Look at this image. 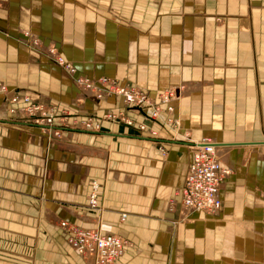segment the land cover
<instances>
[{
	"label": "crops",
	"instance_id": "1",
	"mask_svg": "<svg viewBox=\"0 0 264 264\" xmlns=\"http://www.w3.org/2000/svg\"><path fill=\"white\" fill-rule=\"evenodd\" d=\"M24 30L93 79L150 97L190 85L172 125L166 115L145 122L157 136L144 134L147 110L82 94ZM0 83L100 122L55 138L11 115L0 93V264H90L62 221L127 241L116 264H264V0H0ZM110 111L134 124L102 120ZM205 137L231 169L215 214L179 206L191 142Z\"/></svg>",
	"mask_w": 264,
	"mask_h": 264
},
{
	"label": "built area",
	"instance_id": "2",
	"mask_svg": "<svg viewBox=\"0 0 264 264\" xmlns=\"http://www.w3.org/2000/svg\"><path fill=\"white\" fill-rule=\"evenodd\" d=\"M36 42L40 43V40L38 38H31L29 42L27 40V47H37L38 44ZM45 48L50 53L47 54L46 57L44 55L47 60H49L50 62H57L58 60L59 63L62 62L60 59L61 55L58 54L55 49L47 46ZM54 50L57 53L55 55L57 56V60H54L55 56L52 57L51 55L52 53H54ZM61 66L63 67V71L67 75H74L75 78H78L77 81L74 80L76 86H79L80 88V85H82V87L84 88V85L79 83L82 78L77 76V73L72 66L68 65L67 63ZM100 81L109 83L108 87L110 92H112L113 83V85L117 87V92L122 93L125 97L126 103L130 104L131 106H136V103H139L140 106H142L140 107L142 112H145L147 110V112H145L144 114L146 117H148L149 115L158 116L161 112H165L167 115H170L174 109L172 103L174 102L173 100H175L177 97V93L175 90L173 92L165 90L158 93L155 98H151L145 92L138 90V88L121 87L116 84L115 81L107 80L106 78H101ZM97 82H99V80ZM87 85L91 87L95 84L87 83ZM125 89H127V91H124ZM5 90V87L2 86V88L0 89V93H5ZM93 96V98L96 99H101V97L102 99H104V97H106L107 95L102 96L101 93L97 95L94 94ZM134 97L135 99H133ZM24 101L25 102H21L20 100L18 101V98L13 97L10 103L16 105L21 102V105H17L16 108H11L10 112H18V114L22 115L28 122L43 127L57 126L64 128L65 130L70 129L73 131H80L78 128L71 129L63 127V124L61 122H57V118L55 117L54 112L39 111L40 107L44 110L45 106H38L37 103H34L29 98H26ZM148 110L150 111V113ZM40 112H42V114L38 116ZM106 116L108 118H116L114 115H112V113H108L106 114ZM169 121H172V118ZM130 124L131 122L126 123V125ZM60 132V130H57L52 134L54 136H59ZM151 134L155 135L156 133L151 132ZM190 149L192 151V160L188 165L187 173L183 185L180 189L181 205L186 211L189 212H205L208 214H215L221 209L222 204L219 196L220 186L223 181L230 175L231 169L223 166L219 161L216 152V143L212 138L205 137L198 141H192ZM94 182L95 181H92L91 183V192L89 193L87 202V208L91 210L98 209L96 207V196L94 193L95 188H97L98 184ZM125 217L126 215L125 213H123L122 219H124ZM64 225H66V227ZM61 226L64 227L67 231L69 230V232L66 233L68 245L84 259H86L84 257V254L88 253V257L91 258L93 264H116L117 260L123 255L124 249L127 245V242L124 241L121 237L114 234L104 233L102 232V229L100 227L99 230L97 228L86 229L77 227L65 221L61 222ZM116 241H118V243ZM97 253L99 254L98 257Z\"/></svg>",
	"mask_w": 264,
	"mask_h": 264
},
{
	"label": "rangeland",
	"instance_id": "3",
	"mask_svg": "<svg viewBox=\"0 0 264 264\" xmlns=\"http://www.w3.org/2000/svg\"><path fill=\"white\" fill-rule=\"evenodd\" d=\"M22 35H23V37L24 38H26V41H25V44L27 45V40H28V42H29V40L31 39V38H35V39H37L38 37L37 36H34V35H32L31 33H30V31H28L27 32V30H24V31H22ZM39 39V38H38ZM40 40V43H37L38 45H37V47H31V48H29L30 50H33L34 52H36L37 54H39V55H41V56H43L44 57V55H45V57H46V55L48 54V50L45 48L46 46L47 47H52L53 49H55L56 50V52L58 53V54H60V50L55 46V45H53V44H50V43H48V44H43L42 42H41V39H39ZM33 44V43H32ZM30 45V44H29ZM53 49H49V50H53ZM55 50L53 51L54 53H52L51 55H52V57L53 56H55L57 53L55 52ZM47 53V54H46ZM62 55V54H61ZM63 56V55H62ZM63 58L64 59H66L64 56H63ZM54 60H57V56H55L54 57ZM67 60V59H66ZM49 61V60H48ZM68 61V60H67ZM50 62V61H49ZM51 64H53V65H55L53 62H51ZM57 65V64H56ZM55 65V66H56ZM58 67V66H57ZM74 68V70L76 71V73H77V76L78 77H81L82 79H81V81L83 80V79H85L84 80V82L85 81H87L86 79H91V77H88V76H86V75H82V74H79L78 72H77V69L75 68V67H73ZM61 70H62V68H60ZM65 73V72H64ZM79 74V75H78ZM70 76V75H69ZM72 77V80H73V83H74V85L76 86V84H75V82H74V80H76L77 81V79L78 78H75L73 75H71ZM75 78V79H74ZM101 78H106L107 80H112V81H115L116 82V84H118L119 86H121V87H132V86H127V85H121V84H119L115 79H111V78H108V77H104V76H101V77H96V79H98L99 80V82L97 83V84H95V85H92L91 87H89V85H87V82H85V84H83L84 85V88L82 87V85H80V88H79V86H76V88L82 93V94H87V95H89L90 97H94L93 95L95 94V95H97V94H101L102 93V96L103 95H107L106 97H104V99H106V98H109V97H116V98H119V99H121V101H122V103H123V105H124V107H126V108H130V107H133V108H135L136 110H138L139 112H141V114H142V110H141V108L140 107H142V106H140V104L139 103H136V106H131L130 104H128V103H126V101H125V97L123 96V94L122 93H118L117 92V87H115L114 85H113V83H112V87H113V89H112V92H110V90H109V83H106L105 81H100V79ZM98 80H95L96 82L98 81ZM78 82H79V80H78ZM183 84H180L178 87H177V89L179 88L180 90L177 92V97H176V99L175 100H173L174 102H177V101H180V98H182L183 96H184V94H186V93H183V90L185 91V89L187 90V93H188V90L189 89H187V86H190V85H183ZM2 86H6L5 84H2V83H0V89L2 88ZM135 88H138V90H141V91H144V90H142L141 88H139V87H135ZM5 89H6V87H5ZM171 89V88H170ZM174 89H175V87H174ZM167 90H169V89H167ZM170 92H172L171 90H169ZM136 92V91H135ZM144 92H146V91H144ZM162 92V91H161ZM137 93V92H136ZM158 93H160V92H158ZM157 93V94H158ZM4 94V97H5V100L8 102V104L10 105V108H9V113L11 114V115H18V112H15V113H11L10 112V109L11 108H16V106H17V104L16 105H14V104H11L10 103V101H11V99L13 98V97H16V98H18V101L20 100L21 102H25L24 100L26 99V98H29V99H31V97L29 96V95H27V94H25V95H22V94H17V93H13V92H11V93H9V90H5V93H3ZM146 94H147V92H146ZM156 94V95H157ZM11 95H13V96H11ZM148 95V94H147ZM156 95L154 96V97H151V98H155L156 97ZM149 96V95H148ZM150 97V96H149ZM24 99V100H23ZM95 100H97V101H102V100H104V99H102V97H101V99H96V98H94ZM10 100V101H9ZM23 100V101H22ZM32 100V99H31ZM34 103H37L38 104V106H45L44 107V110H43V108H41L40 107V110L39 111H44V112H46V111H51V112H54V114H55V117L57 118V122H61L63 125V127H67V128H71V129H76V128H78L80 131H87V132H92V131H96V130H99V128H100V122H96L94 119H93V117L92 116H87V117H84V118H72V117H70V114L68 113V112H66V111H63V110H59L58 109V107L56 106V105H53V104H43V103H40V102H38V101H34V100H32ZM173 102V103H174ZM173 103H172V105H173ZM13 105V106H12ZM165 107V106H164ZM174 107V106H173ZM148 109H150V108H148ZM149 111V110H148ZM42 112H40L39 114H38V116L39 115H41L42 114ZM174 112H175V109H173V111H172V113L169 115V117L168 116H166L167 114L165 113V112H161L158 116H152V115H149L148 117H146V116H144L143 114H142V122H140V123H138V125H137V128L139 129V130H141L144 134H148L147 133V131L150 133V135H152L151 134V132H155L156 133V131H154V130H151V131H149V128L145 125V122H153V121H156V122H158V120H160V118H162V117H168L167 119H166V121H165V124L166 125H168V126H170V125H172V123H173V121H174ZM108 113H112V115H114L116 118H108L107 116H106V114H108ZM149 113H150V111H149ZM172 118V121H169L170 119ZM101 119L102 120H105V121H115V122H119V123H122V124H125L126 125V123L127 122H131V124L130 125H132V124H134V122L129 118V117H127L126 115H125V113L123 112V111H110V112H107V113H105L103 116H101ZM62 120V121H61ZM89 124V125H88ZM36 125V124H35ZM129 125V126H130ZM36 126H40V125H36ZM40 127H43V126H40ZM43 128H48V129H53V132L52 133H54V131H57V130H60V131H64L65 129L64 128H57V129H55V126H47V127H43ZM70 130V129H69ZM65 131H67V130H65ZM73 131V130H72ZM74 131H76V130H74ZM76 132H79V131H76ZM61 134H62V132H60V135L59 136H54L53 134V137H55V138H60L61 137ZM152 136H157V133L155 134V135H152ZM207 138H209V137H207ZM192 141H196V140H192ZM198 141V140H197ZM94 183H96V182H94ZM97 185V184H96ZM97 191H98V185H97V188H95V191H94V193H95V195H96V199H97ZM173 204V205H172ZM175 203L173 202L172 203V201H171V203L169 202L168 203V208H169V210H173V208H174V205ZM170 205V206H169ZM96 206H97V200H96ZM179 206H182L181 205V199H180V204H179ZM221 207H222V205H221ZM182 209L183 210H185L183 207H182ZM91 210V209H90ZM100 210V209H99ZM123 214V213H122ZM126 215V214H125ZM125 219V218H124ZM124 219H122V215H121V217H120V220H124ZM67 232H69V230L67 231L66 230V233ZM103 232V231H102ZM105 233V232H104ZM108 234H111V233H108ZM115 235V234H114ZM118 236V235H117ZM120 237V236H119ZM123 239V238H122ZM124 240V239H123ZM125 241V240H124ZM127 242V241H126ZM88 260L89 259H91L90 257H88L87 258ZM87 260V261H88Z\"/></svg>",
	"mask_w": 264,
	"mask_h": 264
},
{
	"label": "bare ground",
	"instance_id": "4",
	"mask_svg": "<svg viewBox=\"0 0 264 264\" xmlns=\"http://www.w3.org/2000/svg\"><path fill=\"white\" fill-rule=\"evenodd\" d=\"M47 54V53H46ZM48 54H50L49 52H48ZM60 55H61V53H60ZM60 59H61V63H59V60L57 61V62H53L56 66H58L59 68H62V70H63V67L61 66V65H63V64H65V63H67L68 65H70V66H72V67H74L69 61H67L66 59H64L63 58V56L61 55L60 56ZM87 81H85V82H87V83H92V84H97L98 82H95V80H98V79H96V78H91V79H86ZM85 82H84V79L81 81L80 80V84H85ZM91 85V84H90ZM183 86V85H182ZM169 90H171L172 92L175 90L176 91V93L180 90L179 88L177 89V88H171V89H169ZM168 90V91H169ZM178 90V91H177ZM124 91H127V89H125ZM144 92V91H143ZM146 93V92H145ZM133 99H135V97L133 98ZM96 196V195H95ZM96 198V197H95ZM121 241V240H120ZM117 243H118V241H116ZM98 253H97V257H98ZM84 257L86 258V260H87V258H88V253H85L84 254ZM87 262H90V264H93V261L91 260V259H89Z\"/></svg>",
	"mask_w": 264,
	"mask_h": 264
}]
</instances>
